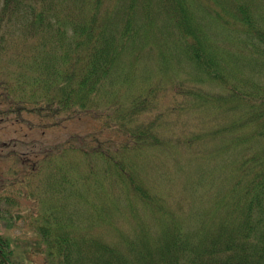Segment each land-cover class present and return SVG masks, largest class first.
I'll use <instances>...</instances> for the list:
<instances>
[{
	"label": "trees",
	"instance_id": "trees-1",
	"mask_svg": "<svg viewBox=\"0 0 264 264\" xmlns=\"http://www.w3.org/2000/svg\"><path fill=\"white\" fill-rule=\"evenodd\" d=\"M151 1L0 0V103L9 104L16 120L21 111L57 114L76 106L107 117L105 108L113 104L110 116L118 122L145 106L153 83L133 84L134 61L157 3L199 81L222 86L218 93L198 86L178 92L196 108L212 103L230 111V120L197 135L214 138L218 148L200 155L219 163L200 173L190 203L170 205L160 182L139 164L147 145L155 147L159 139L154 126L136 128L126 145L114 148L96 136L78 145L28 137L21 144L31 148L30 156L18 157L1 181L0 264H31L24 256L38 264H264V83L225 71V56L200 24L205 19L239 34L248 64L264 75V0ZM137 12L146 22L135 28ZM74 151L82 153V163L70 159ZM54 182L74 187L73 195L60 197L50 187ZM14 184H25V195L35 199L30 214L3 193ZM118 197L116 226L109 216L119 210ZM73 198L87 203L83 212ZM20 222L22 233L15 228Z\"/></svg>",
	"mask_w": 264,
	"mask_h": 264
},
{
	"label": "rangeland",
	"instance_id": "rangeland-1",
	"mask_svg": "<svg viewBox=\"0 0 264 264\" xmlns=\"http://www.w3.org/2000/svg\"><path fill=\"white\" fill-rule=\"evenodd\" d=\"M148 1L152 2L151 0ZM120 3L114 10L116 13H118ZM67 7L71 9L72 5ZM153 12V25L149 31H146L145 45L142 50L138 51L141 54L134 61L136 68L133 73V84L149 85L153 83V98L150 99L149 103L144 104L145 106H140L132 112L126 113L123 120L120 119L117 122L110 116L115 114L113 104H108L105 108L107 117L105 112L95 115L92 111L77 110L76 106L70 110H59L57 114H51L44 110H40V114L33 112L26 114L21 111V119L16 120V117L12 118V114L8 112L9 104L5 101L0 103V122L3 121L0 128V144L3 145L2 147L0 145V190L2 189L1 181L6 178L4 175L13 166H17L18 157L21 159L30 156L31 148L21 144L28 143V137L36 138L41 140L40 142L51 145H59L65 141H74L78 145V143L84 144L92 136H96L99 141H102L104 147L114 148L126 145L125 139L136 128L154 126L152 130L155 131V135L159 136V139L155 141V147L147 145L148 148L144 149L145 158L139 162L140 168L143 171L147 169L150 178L160 182L159 189L165 196L167 195V201L170 205L182 204L186 200H189L190 203L193 198L192 192L200 181V173L204 169L217 166L219 163V158L210 162L209 159L206 160V156L200 155L218 148L214 138H199L197 135L206 134L214 127L222 125L230 120L231 115L226 108H219L212 103L202 106V109L196 108L192 104L193 101L190 104L186 97H182L192 87L198 86L207 93H218L221 92L222 86L215 85V82L211 83L212 81H199L193 67L182 58L175 39L169 32L165 20H163V15L158 12L157 3L153 5ZM114 20L112 18L110 23L115 22ZM133 21H135L133 24L135 28L146 22L140 12H137ZM69 24V22L66 24L68 34L70 32ZM200 24L205 29L206 27L209 28L214 44L225 56L221 62V67L225 71L231 75L238 72L247 73L255 80L264 83V75L255 72L257 67L249 65L246 55L242 53L244 50L241 47L239 34L227 32L214 22H207L205 19H202ZM53 25L55 27V20H53ZM143 30V27L139 28L138 36L134 37L136 41ZM173 35H175L174 32ZM54 63L58 64L57 61ZM178 92L184 94L178 95ZM140 93L145 94L144 91ZM119 126L122 130H119ZM145 130L142 129V131ZM81 155V152L74 151L70 155V159L82 163ZM74 172L69 174L74 175ZM77 174L82 177L80 173L77 172ZM183 185L187 189H182ZM12 186L3 193L14 197L19 202L21 209L24 211L27 209L26 213L30 214L31 205H36L35 199L30 194L25 195L27 191L25 184ZM50 187L60 197L63 195L71 197L74 193V187L69 185L63 189L59 183L54 182ZM122 199V197H118V201H116L119 210L114 215L118 217L109 216V219L116 226H119L118 218L121 220L122 216ZM72 204L80 206L82 212L87 207V203H80L74 198ZM13 208L10 207V210ZM138 208L144 212L140 205ZM15 228L22 233L23 224L20 222ZM9 233H14L13 227L9 229ZM21 252L23 251L21 250ZM24 258L31 260V264L39 263L38 259L33 260L27 256Z\"/></svg>",
	"mask_w": 264,
	"mask_h": 264
}]
</instances>
